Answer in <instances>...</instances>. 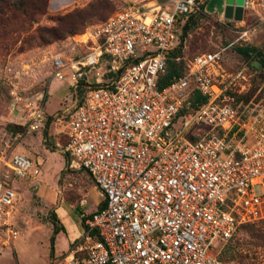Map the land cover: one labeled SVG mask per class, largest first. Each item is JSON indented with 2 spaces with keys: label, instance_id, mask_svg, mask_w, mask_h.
<instances>
[{
  "label": "built area",
  "instance_id": "1",
  "mask_svg": "<svg viewBox=\"0 0 264 264\" xmlns=\"http://www.w3.org/2000/svg\"><path fill=\"white\" fill-rule=\"evenodd\" d=\"M203 13L202 0L130 4L87 33L83 54L53 59L54 80L67 78L75 101L63 153L101 206L50 264H225L218 243L264 220V110L236 105L232 94L244 68L223 78L219 51L171 56L183 23ZM169 61L182 69L160 87ZM47 118L35 104L20 126L43 131ZM20 136L10 133L0 149L2 243L17 235L13 181L36 171L31 159L7 155Z\"/></svg>",
  "mask_w": 264,
  "mask_h": 264
},
{
  "label": "rangeland",
  "instance_id": "2",
  "mask_svg": "<svg viewBox=\"0 0 264 264\" xmlns=\"http://www.w3.org/2000/svg\"><path fill=\"white\" fill-rule=\"evenodd\" d=\"M167 1L0 0V149H5L10 133L20 131V138L10 143L7 155L9 150L17 153L14 149L21 147L23 156L36 167L28 178L13 181L16 201L10 217L17 235L8 243L0 240V264H50L52 226L62 225L57 214L72 230L68 213L82 224L83 217L101 203L90 178L70 167L63 153L62 131L75 101L67 87L68 79L54 80L53 59L67 61L83 54L86 49L82 41L87 33L121 8L130 4L162 7ZM206 3L204 13L189 21L180 56L186 61L199 53L219 51L223 78L244 68L243 78L234 86L237 92L232 93L235 100L248 108L264 110V70L255 69V56L240 50L252 47L264 57V0H253L238 19L233 12L218 16L222 0ZM59 16L64 20L57 26ZM70 26H77L74 34L48 38L46 30ZM35 104L48 117L46 143L42 141L44 130L28 132L20 126ZM54 142L59 146L54 147ZM1 167L0 161V172ZM62 246V239L57 238L56 248ZM217 249L225 264H264V220L238 227L228 241L218 243Z\"/></svg>",
  "mask_w": 264,
  "mask_h": 264
},
{
  "label": "trees",
  "instance_id": "3",
  "mask_svg": "<svg viewBox=\"0 0 264 264\" xmlns=\"http://www.w3.org/2000/svg\"><path fill=\"white\" fill-rule=\"evenodd\" d=\"M193 17H189L186 19V21L183 23L182 27H181V40H182V36H185L186 34V30L188 29V25H189V21L190 19H192ZM64 20V16H59L57 17L56 19V22H57V26H60L61 25V22ZM77 30V26H70L68 28H62V27H52L48 30H46V32H48L49 34V37L50 39H62L64 38L65 36L67 35H72L76 32ZM47 39H44L43 42L44 43H47L46 41ZM242 52L246 53V54H252L253 56H255V62L257 64V68L255 69H258V70H264V57L258 55L257 51L252 48V47H245L243 49H240ZM182 53V44H180L171 54V56H180V54ZM182 64L179 63V64H175V63H172V62H168L167 63V67H166V72L163 76V79L161 80L160 82V87H162L165 83L168 82V80H170L173 76H177L180 72V70L182 69ZM234 97V96H233ZM200 101V98L195 95L194 96V99H193V103L195 102H199ZM234 103L236 105H242L241 102H238L235 100L234 98ZM14 131V130H13ZM46 134V131L44 130L43 131V135ZM101 205L97 206V208H99ZM83 226V225H82ZM58 231H62L64 232L63 230V227H56L55 225L52 226V234H56ZM50 248L52 249V238H51V242H50ZM14 256V255H13ZM219 259L221 260L220 258V255H219ZM15 264H17L15 262Z\"/></svg>",
  "mask_w": 264,
  "mask_h": 264
},
{
  "label": "crops",
  "instance_id": "4",
  "mask_svg": "<svg viewBox=\"0 0 264 264\" xmlns=\"http://www.w3.org/2000/svg\"><path fill=\"white\" fill-rule=\"evenodd\" d=\"M202 1H203V9L205 10V6L207 4L206 3L207 0H202ZM228 5L233 8L234 5H235V0H222L221 9H220V11L218 13V16L221 15V16L224 17V16H227L229 13H231L230 11L229 12H225V8ZM45 112H46V110H45ZM46 113H48V112H46ZM14 150H16V152L18 154H22V155L25 154L24 149L21 148V147H16ZM59 209L64 210L63 208H59ZM64 211L67 212L66 210H64ZM57 216H58V218H59V220H60V222L62 224L61 227H63L65 232L58 231L56 234L53 235L52 251H51V254L49 256L52 259H56L59 256L64 255L71 248V245L78 240V238L80 237V235L83 232L82 224L80 222L78 223L76 221V219L73 218L69 213L67 215V218L69 219L70 223L73 224V229L72 230H68V227L63 223V220L59 216V213L57 214ZM57 238H59V239L61 238L62 241H63V246L60 249L56 248V239Z\"/></svg>",
  "mask_w": 264,
  "mask_h": 264
},
{
  "label": "water",
  "instance_id": "5",
  "mask_svg": "<svg viewBox=\"0 0 264 264\" xmlns=\"http://www.w3.org/2000/svg\"><path fill=\"white\" fill-rule=\"evenodd\" d=\"M241 2L242 0H235V5L234 7H230L229 5L225 8V12H233V16L235 19H238L239 18V14L241 12Z\"/></svg>",
  "mask_w": 264,
  "mask_h": 264
}]
</instances>
